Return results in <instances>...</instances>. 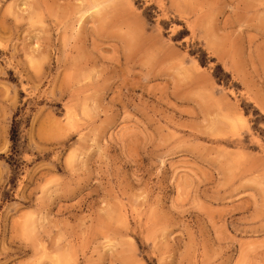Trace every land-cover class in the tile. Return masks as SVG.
I'll return each instance as SVG.
<instances>
[{
  "label": "rangeland",
  "instance_id": "obj_1",
  "mask_svg": "<svg viewBox=\"0 0 264 264\" xmlns=\"http://www.w3.org/2000/svg\"><path fill=\"white\" fill-rule=\"evenodd\" d=\"M0 264H264V0H0Z\"/></svg>",
  "mask_w": 264,
  "mask_h": 264
},
{
  "label": "trees",
  "instance_id": "obj_2",
  "mask_svg": "<svg viewBox=\"0 0 264 264\" xmlns=\"http://www.w3.org/2000/svg\"><path fill=\"white\" fill-rule=\"evenodd\" d=\"M19 128H20V120H17L15 118L11 128V139L14 142V145H17L19 139Z\"/></svg>",
  "mask_w": 264,
  "mask_h": 264
}]
</instances>
